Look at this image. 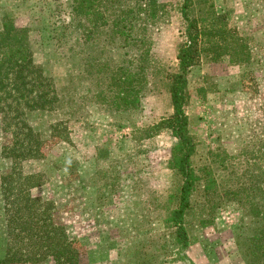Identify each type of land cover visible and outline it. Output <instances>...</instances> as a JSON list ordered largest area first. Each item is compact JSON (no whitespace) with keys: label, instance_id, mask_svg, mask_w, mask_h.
<instances>
[{"label":"rangeland","instance_id":"1","mask_svg":"<svg viewBox=\"0 0 264 264\" xmlns=\"http://www.w3.org/2000/svg\"><path fill=\"white\" fill-rule=\"evenodd\" d=\"M70 2L0 0V26L10 12L18 27L30 29L35 62L54 78L64 102L57 112L29 114L42 135L44 156L18 161L16 176L40 175L43 183L31 192L55 203L56 221L77 242L81 264H248L245 241L258 219L223 188L247 179L241 174L255 167L253 146L264 137V0L201 4L226 15L247 39L253 58L244 65L206 58L189 72L187 114L198 144L195 161L212 165L221 185L216 194H205L203 187L194 194L186 216L190 245L183 249L165 223L180 182L169 167L177 140L167 130L150 131L173 112L163 77L176 69L185 41L180 0H160L167 16L155 35L148 90L134 110L104 104L85 59L69 51L74 43L65 23ZM60 122L66 123L71 143L53 131ZM12 141L0 115V258L9 242L3 181L13 171L14 160L4 152Z\"/></svg>","mask_w":264,"mask_h":264},{"label":"trees","instance_id":"2","mask_svg":"<svg viewBox=\"0 0 264 264\" xmlns=\"http://www.w3.org/2000/svg\"><path fill=\"white\" fill-rule=\"evenodd\" d=\"M206 0H180L185 41L179 46L175 70L165 73L173 109L169 117L151 127L152 133L169 131L177 140L169 167L179 179L171 200L176 203L165 220L173 228V240L180 248L190 245L186 216L199 187L203 192H220L212 165L195 161L197 142L191 134L187 106L192 98L189 72L203 59L228 58L232 64L252 61L247 39L231 27L226 15L202 7ZM66 33L73 37L72 56L85 59L89 77L97 79L98 98L113 108L134 110L142 105L154 68L155 35L164 23L167 9L160 0H71ZM29 28H20L7 12L0 26V115L12 144L4 148L14 160L13 171L4 178L8 250L0 264H37L53 259L55 264H81L77 242L66 226L56 221L53 201L32 194L40 186V175H16V164L44 156V141L29 123L34 112H57L64 102L56 82L34 59ZM58 136L71 143L66 123L53 125ZM256 163L241 175L235 188L223 194L250 209L257 228L246 238L248 264H264V137L253 146ZM255 150V149H254ZM224 164V163H222ZM236 175V173H232ZM241 179V177H239ZM181 256V254L179 253Z\"/></svg>","mask_w":264,"mask_h":264}]
</instances>
